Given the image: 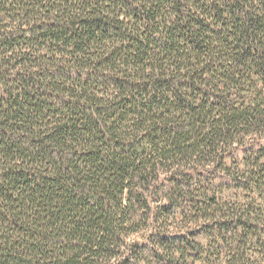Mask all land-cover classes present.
Returning <instances> with one entry per match:
<instances>
[{"label": "trees", "instance_id": "trees-1", "mask_svg": "<svg viewBox=\"0 0 264 264\" xmlns=\"http://www.w3.org/2000/svg\"><path fill=\"white\" fill-rule=\"evenodd\" d=\"M0 264H264V0H0Z\"/></svg>", "mask_w": 264, "mask_h": 264}, {"label": "rangeland", "instance_id": "rangeland-1", "mask_svg": "<svg viewBox=\"0 0 264 264\" xmlns=\"http://www.w3.org/2000/svg\"><path fill=\"white\" fill-rule=\"evenodd\" d=\"M156 203H157V202H156ZM154 205H155V203H154ZM173 226H174V225H172V224L169 225V223H168V225H167L168 230L170 229V230L172 231V229H174ZM173 232H174V231H173Z\"/></svg>", "mask_w": 264, "mask_h": 264}]
</instances>
